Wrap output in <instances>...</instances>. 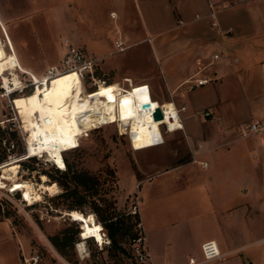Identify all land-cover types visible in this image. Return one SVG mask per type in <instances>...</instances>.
Masks as SVG:
<instances>
[{
    "label": "crops",
    "instance_id": "crops-1",
    "mask_svg": "<svg viewBox=\"0 0 264 264\" xmlns=\"http://www.w3.org/2000/svg\"><path fill=\"white\" fill-rule=\"evenodd\" d=\"M74 2L88 6L87 24L72 29L73 37L83 40L87 50L76 41L72 44L83 47L86 58L94 59L93 68L100 63L103 73L114 70L112 80L99 78L95 82L124 98L146 91L136 87L145 83L151 97L146 92L141 95L148 101L161 106L172 103L178 109L181 127L163 130L162 141L151 146L170 154L171 160L154 164L134 160L138 176L131 174L143 228V211L177 213L182 207L188 212L184 224L176 218L162 224L159 240L149 242L144 234L151 256L167 244L178 251L183 243L188 264L189 257L201 254L203 241L214 239L223 255L211 260L216 264H243V259L248 264H264V127L241 132L247 123L264 122V0ZM129 2L137 5L139 26L128 24ZM40 3L27 0L24 5ZM111 4L120 6V12L111 9L109 16L120 15L117 27L131 38L126 41L119 34L122 50L114 45L117 36L109 38V49V40L102 39L106 33L99 36L96 27L94 6L103 7L100 12L107 15L106 6ZM136 38L140 41L133 43ZM111 51L117 56L104 63ZM21 64L39 77L47 74ZM195 78L207 81L195 85ZM207 108L209 116L202 111ZM157 128L146 136V144ZM246 163L251 169L243 176L241 169ZM2 236L0 248L9 245L15 260V239L5 232ZM0 264H10L1 252Z\"/></svg>",
    "mask_w": 264,
    "mask_h": 264
},
{
    "label": "rangeland",
    "instance_id": "rangeland-1",
    "mask_svg": "<svg viewBox=\"0 0 264 264\" xmlns=\"http://www.w3.org/2000/svg\"><path fill=\"white\" fill-rule=\"evenodd\" d=\"M26 1L0 0V36L9 55L6 61L0 62V130L4 129L5 131V136L0 141V154L4 151L8 159L4 165L0 166V176L5 177L8 169L13 170L14 165H18L16 167L18 169L17 178L14 182L27 181L18 190H12L11 186L9 188L8 186L0 187V201L2 202L0 243L3 242L4 237L2 235L5 232L15 239L18 248L15 260H13L12 249L9 245L1 247L0 252L5 255L10 264H139L130 257V243L127 235L122 239V245L126 251L123 252L117 247L111 246L110 240L105 234L106 229L102 228V224L98 220L100 215L93 214V206L97 204L96 209L102 215L108 214L112 209L115 212L130 209L136 199V188L133 187L131 174L133 172L138 176L134 160L136 162L144 160L159 163L171 160L172 156L163 153L162 150L156 147L146 148L135 154L127 137L128 132L123 126L115 122L93 127L72 139L71 148L76 145L79 146L63 152V155L72 164L73 168L86 170L94 176L92 184L88 185L83 191L89 193L86 201L78 204L75 209H81V211H84L82 212L84 215L93 214L95 216L96 228L102 232L104 240L101 243L94 237L93 239H84L81 234L78 235L80 228H84V226L81 222L73 221L68 215L71 209L67 207L70 199H66L64 196H56V194L63 191L62 186L58 184L56 191H48L40 186L41 184L53 183L51 181L53 178L42 172L46 170L57 176L58 173L54 171V168L58 166L57 164L60 161H53L46 153L37 155L35 159L26 160L23 164L19 161L27 149L26 137L34 135L33 125L38 118L37 112H33L32 109L40 98L37 86L39 88H42V86L40 84L35 86L32 80L35 78L37 83H40V81L48 78L49 84L54 81L53 84L56 85L74 78H82L88 92L90 91L87 89L88 87L94 89L100 87L95 82L99 78L104 79V81L112 80L114 70L103 73L100 69V63H98L91 73L84 70L83 77L80 73H63L64 69L72 65L65 61V46L63 43L65 38H68L71 42L72 40L76 41L87 50L83 40L78 41V38L72 35L74 26H84L88 22V6L86 4H75L74 1L77 0H41L40 4L31 7L30 5H24ZM94 8L99 36L104 37V33H106L107 36L102 39L104 41L109 40L107 45V47H110L109 49L112 50L110 39H114L115 36L119 38V34H122V38L126 41H130L131 38L125 36L122 30L117 27L120 15L112 18L108 14L111 9L119 14L120 6L107 5V15L103 11L100 12V8L103 10V7L94 6ZM126 9L130 20H128V24H132L134 27L139 26L140 21L136 17L137 5L135 2H129ZM5 28L11 34L20 61L24 65L32 67L37 73H47L46 75L39 77L36 73L28 71L22 66L13 51L10 36ZM138 41H140V38L132 40L133 43ZM82 49L85 51L83 47ZM115 56H117V53L111 51L110 56L104 58V63ZM125 57L128 58V56ZM30 73H34L33 76ZM4 76L9 77L10 80L12 77L15 80L19 78L18 87L13 85L12 88L6 87L5 89L3 86ZM44 86L43 88H45ZM31 87L32 90L26 93ZM14 89H16V92L10 94L9 90L14 91ZM31 93L34 94L35 100L29 108H25L24 115L20 117L13 101L17 96L25 100V95ZM96 93H98L97 95H105L102 89L101 92ZM76 95L83 98V95L79 93H76ZM84 100L86 103L89 102L87 98H84ZM81 103L82 101L75 104L80 105ZM89 104L81 107L79 113L89 108ZM11 129L15 130V138L10 139V143H8L6 139L8 130ZM250 169L251 167L246 163L241 169V172H243L241 174L243 176L247 175ZM13 171L15 172V170ZM6 182L9 183L10 181L7 180ZM244 184L248 186L246 181H244ZM128 190L135 194L131 195ZM53 194L55 196H52ZM187 215L188 212L182 207L177 213L168 211L160 213L159 211L152 214L148 213L147 210L146 212L143 211L144 234L148 236L149 242L153 239L159 240L162 224L170 223L175 218L184 224L188 218ZM72 229L76 230L73 247H67L66 253L61 254L50 243L48 236L54 233L62 234L64 231L70 232ZM182 231L184 233V229ZM167 237L170 238V232H167ZM180 238L184 239L185 236L181 235ZM79 244H82V246ZM184 249L183 243L178 251L175 249L176 252L167 244L164 249L152 252L153 263L185 264L187 260L184 257ZM248 251L249 249L246 252ZM243 253L246 254L245 251ZM197 255V259H200L201 254ZM222 256L217 259L222 258ZM244 257L246 258L245 255ZM216 263L217 261H203L197 264ZM242 263L248 264V260L243 259Z\"/></svg>",
    "mask_w": 264,
    "mask_h": 264
},
{
    "label": "bare ground",
    "instance_id": "bare-ground-1",
    "mask_svg": "<svg viewBox=\"0 0 264 264\" xmlns=\"http://www.w3.org/2000/svg\"><path fill=\"white\" fill-rule=\"evenodd\" d=\"M8 57V52L0 36V62L6 61ZM64 70L63 73L79 74L76 67ZM31 75L33 76V74ZM33 80L37 83L35 78ZM48 80L47 78L37 83L42 87L45 85V88L41 89L37 86L40 98L37 100L38 102L36 101L37 103L33 106L32 111L37 112L38 118L33 125L34 135L26 137V150L31 153H34V150L45 151L50 159L55 162L56 160L60 161L57 164L60 168L65 167L63 151L71 149V140L93 127L112 124V121L116 120V123L123 126L128 132L127 137L133 150L154 146L151 142L147 143L148 145L146 144V136L153 128L160 126L152 132V135H161L162 138V123L169 130L181 127L179 113L174 105L169 103L161 106L155 101H148L141 94L146 92L151 97L149 91L134 92L136 95L125 98V101L121 94L100 86L99 91L102 89L105 95H102V98L95 102L86 91L82 78H74L52 88L47 87ZM3 81V86L7 88H12L13 85L18 87L17 84L20 83L19 78L15 80L12 77L10 80L7 76L3 77ZM76 93L83 95V98H79ZM84 98H87L89 102L86 103ZM80 101H82L80 105L75 104ZM143 102H149L150 107L143 108L141 106ZM88 103H90L89 108L79 113L81 107ZM157 107L161 108L163 115L161 118L155 119L153 112ZM16 178V173L8 169L5 177L0 176V187L8 186L9 188L11 186L12 190H18L27 183V181L14 182ZM7 180L10 182L7 183ZM40 186L48 191L58 189L57 184H41ZM93 214L84 215L80 211L68 212L73 220L83 223L84 230L81 235L84 239L92 236L102 243L104 237L102 232L96 228L97 221ZM79 245L82 246V244Z\"/></svg>",
    "mask_w": 264,
    "mask_h": 264
},
{
    "label": "trees",
    "instance_id": "trees-1",
    "mask_svg": "<svg viewBox=\"0 0 264 264\" xmlns=\"http://www.w3.org/2000/svg\"><path fill=\"white\" fill-rule=\"evenodd\" d=\"M54 81L49 84L47 83L48 88H52L56 85L53 84ZM108 87V86H107ZM43 88V87H42ZM41 88V89H42ZM93 101H99L102 98V95H97L99 91V88L94 89L91 87L87 88ZM94 89V90H91ZM32 90V87L27 91L26 93L30 92ZM16 91L10 92V94H13ZM101 92V90H100ZM22 96V95H21ZM26 99H21L20 96H17L15 100L13 101L15 109L17 112L20 114V117L24 115V110L25 108H29L31 104H33L35 100V96L33 93L25 95ZM5 131L4 129L0 130V141L5 136ZM15 138V130L11 129L8 130V136L7 139L8 143H10V139ZM79 145L72 147L71 149L77 148ZM70 150V149H68ZM67 151V150H65ZM63 151V152H65ZM24 154V153H23ZM64 156V155H63ZM35 155H28L25 157H21L19 161L22 162V164L26 160L30 159H35ZM64 162L66 164V167L64 169H60L59 167H55L54 171L57 172V176L53 174L52 172H48L44 170L42 173L46 174L50 178H53L51 181H53L52 184H59L62 186L63 191L56 194V196H64L66 199H70L69 204L67 207L71 208L70 212H75V211H81V209H75L78 204H81L86 201L87 196L89 193L83 192L85 191V188L88 187V185L92 184V181L94 180V176L86 171V170H77L72 167V164L67 160V158L64 156ZM8 161L6 153L3 151L2 154H0V166L4 165ZM12 169L15 170V173L17 175L18 169L16 168L18 165H14ZM17 193V192H16ZM52 196H55L53 194ZM1 204L2 202L0 201V215H1ZM94 214H98L99 216V222L102 224V228L106 229V235L108 236L111 246L117 247L121 251H126L125 248L122 245V239L124 236H128V240L130 243V257L132 260L134 259V255L132 253V245L134 240L141 234V228L138 226V223L141 222L140 216L138 212L135 213H130L128 210L124 211H118L115 212L114 209L109 211L108 214L102 215L97 209V204H94ZM84 212V211H81ZM75 221V220H73ZM77 222V221H76ZM80 228V224H79ZM84 228H80L78 235L82 233ZM76 230L72 229V231H64L62 234L59 233H54L52 235L48 236V239L50 243L61 253L65 254L66 253V248L67 247H73V239H74V233ZM86 239H93L92 236L87 237Z\"/></svg>",
    "mask_w": 264,
    "mask_h": 264
},
{
    "label": "built area",
    "instance_id": "built-area-1",
    "mask_svg": "<svg viewBox=\"0 0 264 264\" xmlns=\"http://www.w3.org/2000/svg\"><path fill=\"white\" fill-rule=\"evenodd\" d=\"M111 15L114 16V12H111ZM63 43L65 46V61H66V63H69V64L71 63L72 65H74V66L69 65V68L70 67H76L79 70V73L82 77L84 75V72H83L84 70L87 71L88 73L89 72L91 73L93 70L94 59L86 58L84 50L80 46L72 44V42L68 38H65ZM114 45H115L117 50H122L124 48L123 42L120 38L114 39ZM214 57L217 58L218 54L215 53ZM206 81H207V78H195L194 84L199 85V84H202L203 82H206ZM32 83L35 86L37 85L35 80H32ZM136 87H138V88L144 87V89H146L147 92L149 91L147 84H145V83L137 85ZM4 88L6 89V87H4ZM132 88H134V87H132ZM180 109L183 110L184 106H181ZM151 112H153V111H151ZM203 114L206 116H209V115H211V110L207 108V109L203 110ZM179 119H180V117H179ZM113 122L116 123V120L112 121V123ZM263 127H264V122L253 121V122H250V123H247V124L241 126V132H242V134H246L249 132H255V131L262 129ZM163 130H169L165 127L164 123L161 124V131H163ZM161 141H162L161 135H157V134L152 135L151 143H153V145H157ZM34 151H35L34 153H38L40 155L46 153L44 151H39V150H34ZM24 155H26V156L31 155V152L29 150H26L25 153L23 154V156ZM201 164L205 166L206 162L203 161V162H201ZM64 168H60V169H64ZM135 198H136L135 203L128 210L130 213H135V212L139 213L138 207H137V204H138L137 195H135ZM138 226L141 228V234L134 240L133 245H132V253L134 255V259L139 264H154L152 261V258H151V253L148 250L146 243H145V235H144V231H143V227H142L141 222L138 223ZM221 255L222 254L219 251V247H218L216 240L208 239V240H205L201 243V258L197 259V257L191 256L188 259V264H197L198 262L211 261V260L219 258Z\"/></svg>",
    "mask_w": 264,
    "mask_h": 264
},
{
    "label": "water",
    "instance_id": "water-1",
    "mask_svg": "<svg viewBox=\"0 0 264 264\" xmlns=\"http://www.w3.org/2000/svg\"><path fill=\"white\" fill-rule=\"evenodd\" d=\"M141 106L143 107V108H148V107H150V103L149 102H143L142 104H141ZM162 111H161V108L160 107H157L155 110H154V112H153V117L155 118V119H157V118H161L162 117Z\"/></svg>",
    "mask_w": 264,
    "mask_h": 264
},
{
    "label": "snow or ice",
    "instance_id": "snow-or-ice-1",
    "mask_svg": "<svg viewBox=\"0 0 264 264\" xmlns=\"http://www.w3.org/2000/svg\"><path fill=\"white\" fill-rule=\"evenodd\" d=\"M62 166V165H61ZM99 239V238H98Z\"/></svg>",
    "mask_w": 264,
    "mask_h": 264
}]
</instances>
